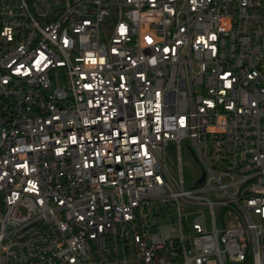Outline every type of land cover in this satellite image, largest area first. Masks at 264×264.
I'll return each mask as SVG.
<instances>
[{"label":"built area","instance_id":"built-area-1","mask_svg":"<svg viewBox=\"0 0 264 264\" xmlns=\"http://www.w3.org/2000/svg\"><path fill=\"white\" fill-rule=\"evenodd\" d=\"M0 264H264V0H0Z\"/></svg>","mask_w":264,"mask_h":264},{"label":"rangeland","instance_id":"rangeland-1","mask_svg":"<svg viewBox=\"0 0 264 264\" xmlns=\"http://www.w3.org/2000/svg\"><path fill=\"white\" fill-rule=\"evenodd\" d=\"M113 22H109L105 27V34H108ZM169 150L168 157L172 163L176 162L177 151L175 145L172 144ZM183 175L187 186H191L194 179L201 173L200 164L196 160L191 150L183 144L182 147Z\"/></svg>","mask_w":264,"mask_h":264},{"label":"water","instance_id":"water-1","mask_svg":"<svg viewBox=\"0 0 264 264\" xmlns=\"http://www.w3.org/2000/svg\"><path fill=\"white\" fill-rule=\"evenodd\" d=\"M202 180H203V178L200 181H202Z\"/></svg>","mask_w":264,"mask_h":264}]
</instances>
